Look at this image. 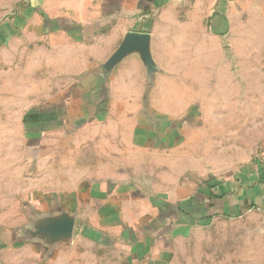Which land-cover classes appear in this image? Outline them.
I'll use <instances>...</instances> for the list:
<instances>
[{"label": "crops", "instance_id": "obj_1", "mask_svg": "<svg viewBox=\"0 0 264 264\" xmlns=\"http://www.w3.org/2000/svg\"><path fill=\"white\" fill-rule=\"evenodd\" d=\"M133 33L148 35L152 65L135 48L109 66ZM0 125L1 145L26 128L40 154H77L70 165L79 183L64 185L83 188L53 198L64 205L37 231L49 236L22 250H42L44 264L63 255L64 264H169L168 242L184 231L264 217V164L254 159L264 146V0H0ZM206 139L210 153L251 156L209 167L229 173L176 181L174 191L147 189L138 171L153 154L185 155ZM153 198L176 210L154 208L145 228L149 210L128 214L126 204ZM74 203L100 220L98 236L110 245L79 226ZM107 218L119 223L106 226Z\"/></svg>", "mask_w": 264, "mask_h": 264}, {"label": "rangeland", "instance_id": "obj_2", "mask_svg": "<svg viewBox=\"0 0 264 264\" xmlns=\"http://www.w3.org/2000/svg\"><path fill=\"white\" fill-rule=\"evenodd\" d=\"M15 125L14 127H16ZM47 125H49L47 122L41 124L42 127L39 131L45 133L43 135L45 139L41 140L45 145L48 141L47 130L49 126ZM76 126L80 127L78 124ZM159 126L161 128V125ZM14 134V137L8 139L7 145L0 144V264H44L41 263V257L45 255L42 250L30 246L28 250L34 249V257H26L28 250L25 252L22 250V246L25 245V241L37 242L41 241L44 236H49L43 233V230L41 234H37V231L41 225H48V221L45 219L47 217H44L48 215L46 212L64 205V200L54 202L55 196L60 197L61 200L64 191L83 189L78 188L79 186L72 188L64 185L65 182L79 183L74 178L80 171L70 165L72 164L70 163L71 160H75L77 154L64 156L58 153H49L48 149L40 154L38 148L33 147L34 139H28L26 128L22 133L23 137L18 138L17 134ZM1 135L3 134L0 125V137ZM204 142L205 144L201 146L199 151L190 148V152H186L185 155L177 154L178 150L172 147H170L168 154L165 152L158 155L153 154L152 163L147 165L149 167L147 171H138L142 177L146 176V183L149 180L152 182L151 187L148 183L145 185L147 189L159 194L166 189L174 191L177 189L176 181H192L197 178L199 173H229L230 171L224 169L209 171L213 170L209 167H235L245 158L251 156H243L236 149H232L234 153L231 155L210 153L207 139ZM29 144L31 145L29 146ZM262 145H264V140L259 147ZM213 151L214 149H212ZM65 159H68V165H65ZM228 161L229 163H227ZM173 166H176L177 170L172 169ZM179 177L181 178L178 179ZM208 177L211 175H207L206 179ZM138 181L143 184L145 182L144 179ZM83 197L86 198V196ZM158 198L160 199V197ZM162 199L164 200V198ZM126 205L133 206L128 208V214H132L137 208L149 210L150 218L144 222L145 224H140L145 228H149L155 223L153 218L149 221L151 216L155 215V209L162 210L168 207L169 211L175 212L177 206L172 203H158L154 198L152 203L145 201ZM69 206L72 207L70 202ZM73 207H76L74 209L79 214V226H87L92 230L89 233L91 238H98L102 245H108L110 240L106 243L104 236H98L97 228L101 227L100 220L91 217L86 218L84 212L86 206L84 204L78 209L74 203ZM138 221L134 218L131 222L137 225ZM104 223L109 226L119 223V220L118 218H107ZM200 225L193 232L184 231L185 234H183L184 232L180 233L183 235L182 237H185L184 239L175 242V239L170 238L168 256L165 255L169 264H183L184 259V264H264V217L261 215L251 214L239 219L222 220L217 223L211 221V224L202 223ZM129 227L130 232L133 231V236L134 226L129 225ZM28 228L31 229V232H25ZM172 242H174L173 245H171ZM17 258H20V261H17ZM64 258V255L60 257V263L64 264Z\"/></svg>", "mask_w": 264, "mask_h": 264}, {"label": "water", "instance_id": "obj_3", "mask_svg": "<svg viewBox=\"0 0 264 264\" xmlns=\"http://www.w3.org/2000/svg\"><path fill=\"white\" fill-rule=\"evenodd\" d=\"M147 41H148V35L146 34H130L126 42L122 45L120 50L112 56V58L109 60L108 65L112 66L115 62H117L126 52L131 51L135 48H140L142 50V56L144 61L151 66L152 62L149 58L148 52H147ZM64 230H71L73 227V222H64L63 223Z\"/></svg>", "mask_w": 264, "mask_h": 264}, {"label": "built area", "instance_id": "obj_4", "mask_svg": "<svg viewBox=\"0 0 264 264\" xmlns=\"http://www.w3.org/2000/svg\"><path fill=\"white\" fill-rule=\"evenodd\" d=\"M254 159L260 164H264V146L260 148L259 152L257 153Z\"/></svg>", "mask_w": 264, "mask_h": 264}]
</instances>
